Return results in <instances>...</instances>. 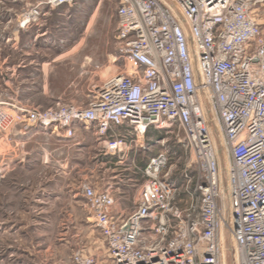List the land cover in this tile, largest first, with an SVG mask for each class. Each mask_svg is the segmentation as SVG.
Masks as SVG:
<instances>
[{
	"label": "built area",
	"instance_id": "1",
	"mask_svg": "<svg viewBox=\"0 0 264 264\" xmlns=\"http://www.w3.org/2000/svg\"><path fill=\"white\" fill-rule=\"evenodd\" d=\"M76 1L42 0L22 23ZM255 4L116 0L109 62L117 73L93 86L86 104H17L10 115L0 107V131L38 127L71 138L82 124L108 155L149 151V130L182 134V172L168 169V152L151 156L126 217L113 216L108 192L82 187L105 255L80 251L72 264H227L228 256L230 264H264V28Z\"/></svg>",
	"mask_w": 264,
	"mask_h": 264
},
{
	"label": "rangeland",
	"instance_id": "2",
	"mask_svg": "<svg viewBox=\"0 0 264 264\" xmlns=\"http://www.w3.org/2000/svg\"><path fill=\"white\" fill-rule=\"evenodd\" d=\"M115 6L116 0H78L65 22L53 25L49 21L50 45L15 52L6 42L16 39V17L23 18L31 8L0 0V107L86 104L93 86L117 73L109 62L117 48ZM18 37L20 46L30 41L26 34ZM55 59L49 66L43 64ZM12 131L19 132L11 126L0 135ZM155 132L161 143L154 144L150 154L168 152V169L182 172L189 159L178 143L182 134L175 128ZM94 138L78 128L73 137L64 139L66 147L61 152L54 150L62 138L44 134L18 149L11 139V146L0 144L4 150L0 155V172H4L3 177L0 173V264H69L73 254L93 253L100 246L101 237L89 220L81 193L83 186L91 187L89 158ZM23 151L28 152L26 157ZM60 168L66 174L59 177ZM128 204L133 208V201Z\"/></svg>",
	"mask_w": 264,
	"mask_h": 264
},
{
	"label": "crops",
	"instance_id": "3",
	"mask_svg": "<svg viewBox=\"0 0 264 264\" xmlns=\"http://www.w3.org/2000/svg\"><path fill=\"white\" fill-rule=\"evenodd\" d=\"M14 3L20 2L22 6L26 8H33L36 7L42 0H13ZM102 1V0H101ZM256 1V4L253 7L254 14L257 17L258 23L264 28V0H252ZM78 2V0L75 2V4ZM75 4L70 6H64L60 8H48L43 7L41 12L42 16L40 18L39 22L35 23H29V24H23L22 18L16 17V27L14 32L16 33V39L14 38L13 41L9 40L6 43H10L11 48L15 52H22L25 48L30 47L31 49H42L46 45H50V39L48 37L49 32V21L54 25L59 24L60 21L63 20L65 22L69 16L68 11L69 8L73 7ZM115 10V9H114ZM115 15V13H114ZM26 34L30 41L27 43V45L20 46L19 37L18 34ZM11 41V42H10ZM53 43V42H52ZM55 45V43H53ZM19 47H21L19 50ZM38 54V52L36 53ZM23 55H26L25 53ZM115 55V54H114ZM112 55V56H114ZM57 60H52L51 62H44L43 64L46 66L51 65V63H55ZM82 129L84 133H92L93 136H95L94 139H92V143L90 146V166L92 169V172H89L90 174V183L91 187L94 188L96 191H106L108 192L114 199L115 204L113 207V216L116 218H123L126 217L135 207L139 200V193L142 184L145 181L144 177V170L148 164V161L150 159L151 155L150 151L152 148H150L149 151H142L138 148L136 149H130L124 154H118V155H108L105 153L103 141L102 139L98 138V136L95 133V130L93 127L85 128L82 124H75L74 125V131L77 129ZM118 132H125L126 129L124 127L117 128ZM29 135H25L21 132H11L5 133L6 136H8L12 142L13 147L16 143H18V147H14L18 149L21 144L28 143L29 141H32L35 139L36 136L39 134H44L49 138L54 139H60L62 138V141H58V147L55 148L54 152H61V150L64 149L66 136L63 132L53 131L52 129H42L41 131L37 128H33ZM156 132L153 130H149L147 132V136L145 138V143L151 145L155 144L158 140H156ZM2 135H0L1 137ZM63 144V145H62ZM76 145H80L77 143ZM24 157L28 155L27 151H23ZM64 170V169H62ZM1 177L4 172H0ZM6 173V172H5ZM62 174H66V172H59V177ZM130 201H133V208L130 207V204H128ZM89 220L90 217H89ZM101 237V236H100ZM100 246L93 251V253L89 251H82L86 255H90L93 257H96L98 259H102L105 255V245L103 243L102 238ZM97 245V243H94V246ZM98 250V251H97ZM100 250V251H99ZM69 264H72L70 262Z\"/></svg>",
	"mask_w": 264,
	"mask_h": 264
},
{
	"label": "bare ground",
	"instance_id": "4",
	"mask_svg": "<svg viewBox=\"0 0 264 264\" xmlns=\"http://www.w3.org/2000/svg\"><path fill=\"white\" fill-rule=\"evenodd\" d=\"M114 58V57H113ZM113 58H111V59H113ZM110 59V60H111ZM2 111V113L3 114H7V115H10V114H13L12 113V111L9 109V108H5V107H3V109H1ZM1 139H0V144H9L10 146H11V142H10V138L8 137V136H6V135H3L2 137H0ZM12 141V140H11ZM14 147H18V143H16L15 145H14ZM9 148V147H8ZM12 149V148H11ZM11 149H9V150H11ZM13 151V150H12ZM4 152V150L3 149H1L0 150V155L2 154Z\"/></svg>",
	"mask_w": 264,
	"mask_h": 264
},
{
	"label": "water",
	"instance_id": "5",
	"mask_svg": "<svg viewBox=\"0 0 264 264\" xmlns=\"http://www.w3.org/2000/svg\"><path fill=\"white\" fill-rule=\"evenodd\" d=\"M227 264H230L229 256H228V258H227Z\"/></svg>",
	"mask_w": 264,
	"mask_h": 264
},
{
	"label": "trees",
	"instance_id": "6",
	"mask_svg": "<svg viewBox=\"0 0 264 264\" xmlns=\"http://www.w3.org/2000/svg\"><path fill=\"white\" fill-rule=\"evenodd\" d=\"M158 135V134H157ZM158 139H160V137L159 136H156V140H158Z\"/></svg>",
	"mask_w": 264,
	"mask_h": 264
}]
</instances>
